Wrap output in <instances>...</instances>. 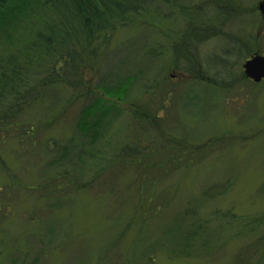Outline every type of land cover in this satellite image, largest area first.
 Masks as SVG:
<instances>
[{
  "label": "rangeland",
  "instance_id": "obj_1",
  "mask_svg": "<svg viewBox=\"0 0 264 264\" xmlns=\"http://www.w3.org/2000/svg\"><path fill=\"white\" fill-rule=\"evenodd\" d=\"M263 1L185 0L173 6L157 1L148 6L146 24L118 29L107 58L100 57L86 80L95 87L116 85L119 77L137 80L95 146L80 150L76 135L81 110L94 101L86 92L67 116L52 121L71 100L66 87H57L55 100L33 105L12 130L0 133L5 161V168L0 166V264H241L238 258L248 257L254 245L261 247L263 259L251 264H264V81L255 84L243 75L247 47L252 49L249 57L264 56ZM224 16L228 19L223 21ZM184 39L194 42L195 49L187 53ZM174 47H179L178 68ZM140 58L148 64L137 66ZM196 70L199 79L192 76ZM142 104L153 110L167 105L158 114L165 138L159 134L156 141L161 142L162 161H170L161 166L131 155V147L149 143L132 130L139 122L133 111ZM172 139L207 149L170 152ZM69 143V158L52 165L65 157ZM174 152L181 154L182 164L170 163ZM154 176V182H141ZM210 187L212 197L224 195L205 199ZM140 199L149 221H144ZM190 206L203 221L219 211L258 216L263 225L239 239L231 238L235 224L211 222L213 229L219 225L211 239L215 250L205 257H178L172 253L169 226Z\"/></svg>",
  "mask_w": 264,
  "mask_h": 264
},
{
  "label": "trees",
  "instance_id": "obj_2",
  "mask_svg": "<svg viewBox=\"0 0 264 264\" xmlns=\"http://www.w3.org/2000/svg\"><path fill=\"white\" fill-rule=\"evenodd\" d=\"M157 1H163L167 5L173 6V3L185 0H0L1 135L12 130L16 121L33 105L50 98L55 100L56 98L52 95L57 87H66L72 91L71 100L67 104H63L62 113L60 111L55 114L52 121L58 122L61 117L67 116L68 109L73 102L81 99L86 92L87 96L94 97V101L81 110L76 125V135L79 137L80 150L83 151L86 146H95L105 132V123L114 114L118 116L121 113L122 108L120 105L126 103L131 87L137 78L129 76L121 79L119 77L120 83L116 85L95 87L92 86L91 81L86 80L88 74L94 69L102 55L103 59L107 58L105 52L117 30L130 25L137 26L138 24L139 26V21L146 24L143 19L148 17H145L148 12L147 9L151 7L148 6ZM182 8H185V6L183 5ZM192 14L199 19L200 15H196V11ZM221 14L225 15V11L221 10ZM227 17L224 16L222 20H227ZM199 28L202 29V26ZM184 40L186 41L184 48L187 53L195 49L194 42L188 39ZM6 44H9L11 48H5ZM249 47H247V59L252 54V49ZM178 48L174 47L172 51L177 57L174 62V66L177 68L179 67L178 59L180 58L177 53ZM243 49L246 50V46ZM192 58L195 59L193 55ZM148 62L147 58H140L137 66L148 64ZM192 76L199 79V76H201L199 70L194 71ZM165 108L167 110V105L159 106V109L153 110L150 106L142 104L138 107V110L133 111L135 112V119L139 120L140 123L138 122L132 130L139 136L141 141H149L145 148H142L141 144L131 147V155H134L137 161L143 162L144 160L154 159V161H157L156 164L161 166L162 158L159 153L163 149L159 145L161 142L158 139L156 141V136L160 134L162 138H165L164 127L161 125L162 120L158 116ZM143 123H148V125H143ZM171 141L175 145L170 148V152H172V149H179L180 152L186 148L184 154L187 155L189 152L195 154L202 149L204 153L207 149L205 146L189 147L186 139H172ZM71 142L74 143V140L72 139ZM156 144L157 146H155ZM72 148L71 143H69V146L64 148L66 150L64 151L65 157L59 156L54 159L52 165H59L69 158ZM174 154L175 152L171 153L170 163L182 164L181 154ZM164 161L169 162L170 160L164 159ZM48 164L50 165V163ZM0 166L3 169L5 168V161L1 156ZM185 170L188 171V166L185 167ZM140 172L141 170H139ZM42 174L47 175V172ZM100 174L97 173L95 176L97 181ZM62 175L67 177L68 172L64 171ZM155 177L153 180L146 179V181L143 177L141 182L147 184L154 182L157 180ZM45 178L48 180L46 176ZM47 182V185H50L49 188H51V179ZM44 188L38 187L40 192ZM211 193L212 188L210 187L205 190L203 197L214 200L217 196L224 195L219 194L212 197ZM46 195L51 196L48 193ZM142 201L143 199H140L139 208L144 211L143 216L146 222L151 217L146 210L148 208H142L140 204ZM189 209L178 215L169 226V238L173 240L172 243L177 249H174L172 253L178 257H192V255L194 257H205L211 251H214L215 249L210 247L213 242L211 239L218 230L219 225L213 229L211 227L212 223L226 221L231 228L235 224L234 229L236 230L231 238L255 234L263 225L262 219L258 216L240 218L235 214L230 215V212L220 213L219 211L214 212L212 219L203 221L198 212L192 209L191 206ZM128 226L131 227L132 225L128 224ZM224 226L228 227L227 225ZM181 233L184 238L179 239ZM262 243L264 241L260 242V245ZM258 246L250 247L252 253L249 252V256L245 259L238 258L241 264H251V262L258 259V262L262 261L263 257L259 251L261 247L258 248ZM243 252L240 254L241 256Z\"/></svg>",
  "mask_w": 264,
  "mask_h": 264
},
{
  "label": "water",
  "instance_id": "obj_3",
  "mask_svg": "<svg viewBox=\"0 0 264 264\" xmlns=\"http://www.w3.org/2000/svg\"><path fill=\"white\" fill-rule=\"evenodd\" d=\"M261 14L264 16V1L259 7ZM244 75L247 79L252 80L254 83L259 84L264 80V56L259 54L253 56L245 62Z\"/></svg>",
  "mask_w": 264,
  "mask_h": 264
}]
</instances>
